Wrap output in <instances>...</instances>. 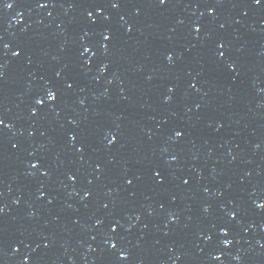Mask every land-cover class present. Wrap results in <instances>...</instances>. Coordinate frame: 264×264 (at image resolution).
I'll return each mask as SVG.
<instances>
[{"label":"water","instance_id":"1","mask_svg":"<svg viewBox=\"0 0 264 264\" xmlns=\"http://www.w3.org/2000/svg\"><path fill=\"white\" fill-rule=\"evenodd\" d=\"M0 121V264H264V0H0Z\"/></svg>","mask_w":264,"mask_h":264},{"label":"snow or ice","instance_id":"2","mask_svg":"<svg viewBox=\"0 0 264 264\" xmlns=\"http://www.w3.org/2000/svg\"><path fill=\"white\" fill-rule=\"evenodd\" d=\"M159 2H160L161 4H164V3L166 2V0H159ZM254 2H255L257 5H260V4L262 3V0H254ZM9 7H11V5H9ZM113 7H118V4H113ZM90 15H91V14H90ZM197 31H199V29H197ZM104 39L107 40V39H109V37H108L107 35H105V36H104ZM5 47H7V45H5ZM220 47H223V44H221ZM87 50H88V49L86 48L85 51H87ZM15 55H19V53H15ZM221 55H223V53H221ZM167 58H168L169 60L172 59L171 56H168ZM68 87L70 88V87H72V85L69 84ZM47 99H48L49 101H53V100H55V99H56V95H55V93L52 92V91H49L48 96H47ZM37 103H42V101H39V100H38ZM0 123H3V121H0ZM110 135H111V134H110ZM175 135H176L177 137H180V136L183 135V133L180 132V131H176ZM73 139H74V137H73ZM113 140H115V136H113ZM113 140H110L109 143H112ZM81 150H82V149H81ZM157 176H159V173H157ZM128 183H131V181H128ZM86 195H87V193H86ZM0 211H2V209H0ZM232 215H233V217H235V213H233ZM221 231L224 233L225 236L228 235V233H227L226 230L221 229ZM225 243H230V241H225Z\"/></svg>","mask_w":264,"mask_h":264}]
</instances>
